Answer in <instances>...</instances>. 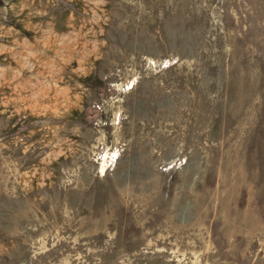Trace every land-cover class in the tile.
<instances>
[{"label": "rangeland", "instance_id": "obj_1", "mask_svg": "<svg viewBox=\"0 0 264 264\" xmlns=\"http://www.w3.org/2000/svg\"><path fill=\"white\" fill-rule=\"evenodd\" d=\"M0 264H264V0H0Z\"/></svg>", "mask_w": 264, "mask_h": 264}]
</instances>
